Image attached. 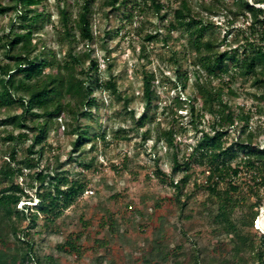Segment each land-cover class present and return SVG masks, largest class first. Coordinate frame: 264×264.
Wrapping results in <instances>:
<instances>
[{
	"label": "trees",
	"instance_id": "1",
	"mask_svg": "<svg viewBox=\"0 0 264 264\" xmlns=\"http://www.w3.org/2000/svg\"><path fill=\"white\" fill-rule=\"evenodd\" d=\"M54 1L58 9L56 23L50 20L46 0H0V15L9 11L14 14L10 31L0 29V110L15 105L20 109L19 113L0 116V126L20 130H0V139L11 147L9 152L0 150V264H63L60 256L80 259L88 251L82 237H88L89 219L80 217L79 230L66 232L62 219L70 218L64 211L82 199L87 183L70 178L67 170L57 171L60 165L54 167L53 173L40 167L48 149L45 141L49 121L64 116L66 134L76 135L72 152L92 139L99 138L107 145L104 132L90 135L88 127L79 122L80 118L92 116L97 92L106 91L116 101H123L134 124L131 129L140 136L142 145L151 139L149 130L142 129L152 121L148 109L155 93L154 74L142 72L145 109L136 117L128 109L129 98L121 95L117 78L110 71L111 63L102 77L93 47L95 4L106 18L120 6L129 9L124 17L132 18L134 12H143L141 3ZM176 2V6L166 8L159 0H149L154 10L164 11L161 19L170 16L163 24L166 34L160 37L162 44L175 39L173 32L181 30L186 35L184 52L190 53L189 69L181 68L172 50L173 86L185 89L192 78L194 95L185 100L176 96L173 104L182 110L183 103H187L188 125L200 137L190 151L181 154L177 137L184 135L187 128H175L172 107L162 109L163 113L170 110L173 123L168 128L156 123L154 149L161 151L165 147L171 150V156L168 171L156 169L148 179L167 181L172 192L152 196V211L135 209L138 218L132 219L125 214L133 209L130 201L112 209L119 194L98 200L95 207L101 212V220L97 225L103 232L95 231L92 236L90 264H264V233L253 228L264 205V144L257 140L264 131L249 126V113L238 112L241 106L233 104L237 92L232 86L237 80L240 85L250 81L252 90L247 94L256 102H264V0H200L197 6H192L190 0ZM142 5H147V0ZM13 18L21 32L12 31ZM46 23L53 28V45L60 48L57 51L45 43L39 48L35 41ZM222 27L224 35L218 38L215 32ZM104 33L109 36L110 30ZM158 33H146L144 40L151 43ZM101 47L107 51L105 45ZM3 58L7 61L3 62ZM206 114L211 117L207 130L203 125ZM125 131L119 127L113 138ZM232 131L234 138L229 140ZM28 140L26 154L18 159L20 145ZM159 157L155 156L156 162ZM127 162L124 155L112 167L122 173ZM80 165L89 169L93 164L88 160L80 161ZM24 169L32 172L25 173ZM196 170L203 176L202 182L197 181ZM26 176L31 180L26 186L35 187L34 195L17 181ZM201 189L205 195L198 200L196 193ZM20 202L24 203L17 207ZM121 209L124 213L119 218L130 221V232L117 218L116 212ZM160 210L164 212L154 220L152 212ZM64 232L63 239L54 245L56 255L39 250L47 235Z\"/></svg>",
	"mask_w": 264,
	"mask_h": 264
},
{
	"label": "rangeland",
	"instance_id": "2",
	"mask_svg": "<svg viewBox=\"0 0 264 264\" xmlns=\"http://www.w3.org/2000/svg\"><path fill=\"white\" fill-rule=\"evenodd\" d=\"M7 3L9 0H2ZM75 0H70L74 2ZM134 1V0H133ZM141 3L143 12H134L135 15L132 18H125L124 16L129 13V9L125 6L111 13L106 18L102 12V9L95 4L96 12L93 15V31H94V54L99 60L100 73L102 77L106 76V71L109 63H111V69L113 75L117 78V84L121 92L122 97L129 98L128 109L133 110L137 117L145 109V101L142 98V83L141 77L143 70L152 72L155 76V93L153 95L151 107L148 109L149 114L152 116V121L147 123L142 131L149 130L151 139L147 143L142 145L140 136L131 129L133 127V121L125 112L123 101H116L114 97L108 94L106 91H98L96 94L97 105L93 108L92 116L80 118L81 125L88 127V133L99 134L104 132L105 140L108 141L107 145L97 138L82 145L79 150L72 152L74 139L76 135L66 134V126L64 116L56 120H51L48 123L49 133L46 137L45 144L48 147L44 152L43 159L40 161V167L43 170H47L51 173L54 171L56 165H60L57 171L67 170L70 178L85 181L87 183V190L84 191L82 199L74 206L67 208L64 212L69 219H64V230H79V218L89 219L90 228L87 229L88 237H82V245L88 250L80 259H75L72 256H60L63 264H90L91 253L90 248L93 244L92 236H95V231L99 232L103 229L98 226V222L101 220V212L95 207L96 203L100 199H105L112 194H119L115 203H112V209L116 210L119 205L124 202L130 201L133 209L126 214L131 218H138L137 212L150 213L152 206V196L160 197L164 195H170L172 190L168 186V182H161L158 178L153 177L148 179V176L154 170L168 171L169 160L171 156V150L162 148L161 151L154 149V135L155 125L159 123L160 128H168L172 125V115L170 110L167 113H163V108L172 107L175 111V118L177 122H174L176 129L179 127L187 128L184 135L177 137L181 144V154H185L190 151L189 147H192L196 140L200 137V133H195L188 125L190 120L189 106L187 103H183L182 110L177 109L173 104V99L179 96L180 100H185L189 96L194 95V89L192 87L193 79H189L187 87L185 89L175 88L173 86L175 78V67L172 63L171 51L174 50L176 57L179 58L182 64V69H189L187 62L190 59V53L184 52L186 47V35L180 30L173 32L172 36L175 38L167 42L166 45L162 44L160 37L166 34L163 24H166L170 20L168 15L165 19H161L164 11L157 12L150 7L149 0L147 5H142L143 0H136ZM166 8L176 6L178 3L176 0H159ZM200 0H190L192 6H197ZM97 0H95V3ZM48 12L50 14V20L53 23L57 22L58 9L54 0H46ZM74 9V8H73ZM13 12L9 11L4 15H0V29H4L6 32L10 31L9 22L13 17ZM13 20H17L13 18ZM221 22V19H217ZM240 22V21H239ZM15 21V26L12 31L21 32L20 28ZM118 28H122L116 32ZM224 27L217 29L215 35L221 38L224 35ZM105 30H110L109 36H105ZM159 32L158 37L153 42L149 43L144 40L146 33ZM54 31L50 23H46L43 30L38 31L34 37L38 43V47L41 48V44L45 43L47 48H53ZM104 38V41H102ZM105 45L107 48L103 50L101 45ZM141 45L144 46L145 51L141 52ZM55 50H59V47L54 46ZM63 50L65 47L62 48ZM184 55V57H183ZM1 56V53H0ZM143 56V57H142ZM106 57V58H105ZM1 60V57H0ZM7 59L3 58V62ZM11 62V61H9ZM226 80V78L224 79ZM243 82V81H242ZM214 84H218L215 80ZM241 81H235L232 83L233 88L237 92V97L233 100L234 105H239L241 108L238 112L249 113L251 115L249 126L253 129L259 127L264 131V102H256L247 92L252 89L249 88L250 81L242 83ZM243 86V87H242ZM244 88V89H243ZM185 102V101H182ZM199 105V103H197ZM20 109L15 105L11 108L0 110V116L3 114H15L19 113ZM68 120V119H67ZM211 117L206 114L203 118V125L206 130ZM242 125V124H241ZM238 126V128L241 127ZM126 130L119 133L116 137L114 131L118 128ZM0 130L6 132H20V130L14 129L13 126L7 127L0 126ZM232 131L229 136V140L234 138ZM5 132H2L1 136H4ZM258 142L264 144V133L258 137ZM30 143L26 141L20 145L18 149L17 158L20 159L26 154L25 148ZM10 143L4 142L0 139V150L9 152ZM145 148L147 149L145 151ZM160 152V153H159ZM160 155L158 162L155 160V156ZM126 155L128 158L127 166L124 167L122 173H116L112 165L121 161V158ZM92 160V166L89 169H83L80 165V161L87 162ZM202 169V167L200 168ZM24 172L31 173V171L24 169ZM196 177L198 182H202L203 176L199 170H196ZM17 181L21 183L28 192L35 194V187L28 188L27 183H30V177H20ZM33 182V181H32ZM35 184V183H33ZM35 186V185H34ZM87 191H92L91 193ZM205 195L203 189L196 193L198 200L202 199ZM33 202L37 199L33 196ZM24 202H20L17 207H21ZM163 210L152 212L154 220L156 216L163 213ZM123 209L116 212L118 220L122 223V226L130 229V221L126 218H119L123 214ZM263 217L264 221V205L260 208V213L257 219L254 221L253 228L262 232L258 226V220ZM71 220V225H67V222ZM62 220L59 219L58 222ZM71 227V228H68ZM50 234L47 235L39 246L40 251H54V245L63 239L66 233ZM149 233V229L147 230ZM101 235V233H100ZM55 254V253H54ZM56 255V254H55Z\"/></svg>",
	"mask_w": 264,
	"mask_h": 264
},
{
	"label": "bare ground",
	"instance_id": "3",
	"mask_svg": "<svg viewBox=\"0 0 264 264\" xmlns=\"http://www.w3.org/2000/svg\"><path fill=\"white\" fill-rule=\"evenodd\" d=\"M257 227H260L261 230L264 231V221H263V217L262 216L258 220V226Z\"/></svg>",
	"mask_w": 264,
	"mask_h": 264
},
{
	"label": "built area",
	"instance_id": "4",
	"mask_svg": "<svg viewBox=\"0 0 264 264\" xmlns=\"http://www.w3.org/2000/svg\"><path fill=\"white\" fill-rule=\"evenodd\" d=\"M87 192L91 193L92 191H87ZM256 227H257V226H256Z\"/></svg>",
	"mask_w": 264,
	"mask_h": 264
},
{
	"label": "water",
	"instance_id": "5",
	"mask_svg": "<svg viewBox=\"0 0 264 264\" xmlns=\"http://www.w3.org/2000/svg\"><path fill=\"white\" fill-rule=\"evenodd\" d=\"M264 233V231H262Z\"/></svg>",
	"mask_w": 264,
	"mask_h": 264
}]
</instances>
